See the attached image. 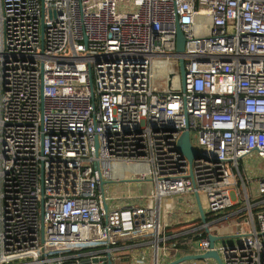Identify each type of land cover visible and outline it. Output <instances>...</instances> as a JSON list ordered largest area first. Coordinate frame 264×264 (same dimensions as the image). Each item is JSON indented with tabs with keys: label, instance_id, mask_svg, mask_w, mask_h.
<instances>
[{
	"label": "built area",
	"instance_id": "obj_1",
	"mask_svg": "<svg viewBox=\"0 0 264 264\" xmlns=\"http://www.w3.org/2000/svg\"><path fill=\"white\" fill-rule=\"evenodd\" d=\"M160 58L183 60V91L179 79L151 89ZM185 131L190 163L176 147ZM250 154L264 162V0H0V264H167L184 242L159 201L194 194L206 213L191 209L186 234L199 255L238 185L248 230L213 250L264 264V176L253 196L238 169ZM115 164L143 167V205H107Z\"/></svg>",
	"mask_w": 264,
	"mask_h": 264
},
{
	"label": "rangeland",
	"instance_id": "obj_2",
	"mask_svg": "<svg viewBox=\"0 0 264 264\" xmlns=\"http://www.w3.org/2000/svg\"><path fill=\"white\" fill-rule=\"evenodd\" d=\"M127 6V4L125 3H120L117 5L116 11L117 12H122L125 10V7ZM195 21H197V19H195ZM199 23H202V21H198ZM154 78L151 82V89L154 92L157 93H163L166 90H168L172 85L175 79H179L178 77V68H177V62L172 59V58H160V59H155L152 69H151ZM171 75V81H169L168 76ZM168 82H171L168 86ZM191 138V143L193 145L194 148L199 149L198 146L196 145V143L194 142V138H193V134L190 135ZM239 171L240 173L243 175H247V177L250 179V184L248 185V191L247 194H251L253 196H256V191H255V187H256V179L259 177L264 176V162L261 160H257L254 154H250L244 158H242L239 161ZM113 167V166H112ZM112 167H111V175L113 174V176L115 175L113 171L112 172ZM137 170L141 171L143 170V167L136 166ZM132 169V168H130ZM121 172V169L120 171ZM132 179V178H131ZM109 186L111 187H116V188H121L123 189L122 191L118 192L121 193L122 195H119L117 192L115 191H109L108 186H106L105 188V192H106V196L109 197L111 199L113 198H123L126 195H131L136 194V191L139 188H143V189H151V184L148 182H144V183H123V182H115L112 181L111 184H109ZM123 187V188H122ZM149 191V190H148ZM149 193L146 192L143 195V198H145ZM181 197V203L179 204V211L175 210L170 216H166V214H164V218L170 217L171 218V222L174 223V221H183V222H190L191 223H197V221H193L196 218V215L194 212L191 211V200H189L188 197L185 196H180ZM199 201L201 202V206L202 209L204 211V213H206V209H205V204L203 201L202 196H199ZM243 217H232L227 223L228 226H226L225 228L221 229L220 225L218 223L210 225L208 227V230L210 232L212 231H217V237H222L219 240H216L214 242V246L216 248H221L224 246H231V245H236L237 243V238L233 237L234 236V231L236 226L238 225V227L240 228V230L243 231H247L248 228L245 225ZM210 223V222H208ZM164 224V223H163ZM194 240V239H192ZM211 264H216L215 262H211Z\"/></svg>",
	"mask_w": 264,
	"mask_h": 264
},
{
	"label": "crops",
	"instance_id": "obj_3",
	"mask_svg": "<svg viewBox=\"0 0 264 264\" xmlns=\"http://www.w3.org/2000/svg\"><path fill=\"white\" fill-rule=\"evenodd\" d=\"M177 87H178V82L175 79L173 82V85L169 88V91L176 90ZM130 168H132V169H130ZM120 169H121V172H119ZM113 171H115L114 172L115 175L114 176H113V174L111 175V172H110L109 180H107L106 182L103 183V192L105 194V197H107L106 192L104 191L106 186H108L109 191H115L117 193L124 189L123 187H122L123 189H121V188L109 186V184H111L112 181L123 182V183H128V184H130V183H144V182L150 183L149 181H138L134 178L137 175V173L139 172V170H137L136 166H134V167L133 166H122L119 164H115L112 167V172ZM151 189H152V184H151ZM151 189L139 188L136 191V194L132 193L131 195H126L125 197L119 198V199L118 198L111 199L109 196V197H107L108 198L107 205L109 207H122L123 205L141 206L145 202L143 195L146 192L149 193L151 191ZM247 191H248V188H247ZM238 193H239V196L237 197V199H234L232 201V206L227 211H225L224 215L222 216V217L226 216L225 218H223V223H225L224 227L228 226L227 222L232 217H236V216H238V217L241 216L243 218L246 217V212H245L246 202H245L244 193H243L240 185H238ZM118 194L122 195L121 193H118ZM183 196H185V195H183ZM186 197H188L189 200H191V202H192L191 203V209L197 210L194 195H186ZM180 203H181V197L180 196L168 197L165 199H161L159 201V206H158L159 222L162 225H164L166 234L169 235V234L178 233V240H181L182 242H184V244H182L181 247L179 248V250L177 251V254L174 257V259L186 256V255L191 256V254L195 253L194 248L197 247L195 239L192 240L191 236L186 234L188 231V227L193 224V223H191V221L190 222L174 221V223H173V222H171L170 217L164 218V214H166V216H170L175 210L179 211V204ZM199 203L201 206L200 201H199ZM201 208H202V206H201ZM237 229H238V225L236 226L235 230H237Z\"/></svg>",
	"mask_w": 264,
	"mask_h": 264
},
{
	"label": "water",
	"instance_id": "obj_4",
	"mask_svg": "<svg viewBox=\"0 0 264 264\" xmlns=\"http://www.w3.org/2000/svg\"><path fill=\"white\" fill-rule=\"evenodd\" d=\"M183 51V38L182 35L178 29V27H175V53L176 54H180ZM177 68H178V77H179V88L181 91H183L184 88V68H183V60L181 58H177ZM171 77V75L168 76V79ZM168 86H169V82H168ZM176 147L178 149V151L180 152L181 155L184 156V158L188 161V163L191 162V160L195 159V158H199L200 155L199 153H197L189 144V139H188V132H183L178 140H177V144ZM94 148H96V142L94 140ZM102 185L103 182H101L100 185V189H102ZM194 199L196 202V208H197V212H198V216L200 219L201 223H204V217H203V212H202V208L200 206L199 203V198L197 196V194H194ZM42 230V224H40V231ZM206 233V238H207V242H208V248L209 250L199 254V255H191V256H183L180 257L178 259H175L167 264H177L186 260H203V259H213L214 262L216 264H222L218 254L216 251L213 250V246H214V242L216 240L221 239V237H215L213 235H211L210 233H208L207 229L204 230ZM91 264H111L109 260H102V263H98L99 261L95 258L91 259L89 261ZM87 261L86 260H82L80 262V264H86Z\"/></svg>",
	"mask_w": 264,
	"mask_h": 264
},
{
	"label": "trees",
	"instance_id": "obj_5",
	"mask_svg": "<svg viewBox=\"0 0 264 264\" xmlns=\"http://www.w3.org/2000/svg\"><path fill=\"white\" fill-rule=\"evenodd\" d=\"M205 221H208V219H205ZM199 224V221H197V223H193L192 225H190L189 227H188V229H190V228H192V227H195V226H197ZM170 233V232H169Z\"/></svg>",
	"mask_w": 264,
	"mask_h": 264
}]
</instances>
